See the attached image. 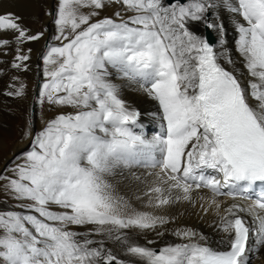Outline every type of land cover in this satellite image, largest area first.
<instances>
[{"label":"snow or ice","instance_id":"snow-or-ice-1","mask_svg":"<svg viewBox=\"0 0 264 264\" xmlns=\"http://www.w3.org/2000/svg\"><path fill=\"white\" fill-rule=\"evenodd\" d=\"M108 5L131 14L94 19ZM221 11L233 15L250 78L234 67ZM19 21L0 14V31L18 45L43 36ZM201 21L216 43L190 30ZM54 23L60 43L43 55L38 102L72 111L48 120L14 176H0L19 202L0 211V264H251L264 247V0H58ZM16 52L12 67L27 70L29 55ZM126 86L158 102L160 132L145 134ZM184 205L215 213L217 247L193 228L169 229ZM169 231L181 242L137 238Z\"/></svg>","mask_w":264,"mask_h":264},{"label":"bare ground","instance_id":"bare-ground-1","mask_svg":"<svg viewBox=\"0 0 264 264\" xmlns=\"http://www.w3.org/2000/svg\"><path fill=\"white\" fill-rule=\"evenodd\" d=\"M35 1V0H34ZM33 1V6H34ZM54 3V9H57L58 7V0H52ZM48 0L46 4V0H36L38 7L43 11V20L40 22L39 30L43 33L44 39L42 44L39 45L40 50L35 53H32L31 55L35 56H29V60L24 62L28 66L29 65H35V63H40L41 60H43V55L47 51V45L50 43L59 44L60 42L54 41L53 37L56 33V25L54 23L55 14L51 13L50 10V2ZM187 2V0L183 1ZM55 11V10H54ZM85 11H89V9H86ZM116 11H121L122 14L125 15V18L127 15H130L131 13H123V9L119 5H108L103 10L100 11V14L98 17H95L94 19H102L106 16H113ZM56 13V12H55ZM207 19L209 22H216L214 15L210 11L206 14ZM220 20L225 24L226 27V33H225V39L227 42V47L229 49L230 55L232 56L233 60L235 61V69L237 70V73H243L245 78L248 77L247 70L244 67V61L243 58L239 56L238 52L236 51L235 47V41L238 39V33L235 30V25L233 24V15L228 13L227 11H221L220 12ZM204 22H192L189 27L190 30L194 31L197 35H201L203 37L204 35ZM34 29V25H29L27 30L28 32L32 33ZM212 30V29H211ZM214 34L217 36V33L212 30ZM5 31H0V38L9 39V36L4 35ZM218 37V36H217ZM11 41V40H10ZM16 53L13 49L12 41L7 46H0V77H3L9 69L12 68V64L15 61ZM42 57V58H41ZM41 58V59H40ZM17 63H20L19 61H15ZM223 63V61H222ZM231 69H233V66L231 65H225ZM36 67V66H35ZM18 72V77L21 79L23 84H29L30 79L32 77L29 76V73L27 70H23V68H15ZM41 72L43 69H40ZM34 79V85L32 88H30V92L28 93L26 99L28 98L27 102L29 104H34L36 106L37 111H34V117L37 119L42 125H44L48 119V117H52L53 119V111L54 108H56L58 105L50 104L47 101H45L43 104L38 102L39 97V90L42 84L45 81L44 74L41 73V75ZM0 82H2V79L0 78ZM114 82H119V78L114 79ZM33 84V83H32ZM122 98H124L129 105L136 108L141 112V119L139 120V125H143V131L146 135L149 137L151 135H154L161 131L160 128V120L158 118L153 119L152 113L159 114V105L158 102L153 100L152 98L148 97L146 94L137 91L135 86H126L122 89ZM41 106L45 108V111L41 109ZM43 111L47 114V117H45ZM72 109L70 107H63L62 112H70ZM27 117H29L27 115ZM46 125V124H45ZM44 125V126H45ZM136 131H140L141 128L138 126ZM26 133V132H25ZM32 133V132H31ZM1 135V132H0ZM23 140L17 142L15 146L11 147L10 156L7 157L5 162L3 163L1 169H0V176H9L11 174V169L14 167L16 163L19 161L17 160V157L21 156L24 152L30 150L31 148V140L34 137L26 136L23 134ZM2 172V173H1ZM4 173V174H3ZM6 182L0 183V193H3L5 190L3 185L6 184ZM203 195H208V193L205 191L202 193ZM14 202H18L14 200ZM19 203V202H18ZM18 205V204H17ZM17 205L15 203L11 204V209H7L4 211H10V210H19L17 208ZM173 213L178 216V220L176 223L169 225V229L175 228V227H190L195 229L197 232L202 233L206 237H208L209 242L211 243L212 247H217V241L221 239L223 236V233H221L216 227H214V222L216 221L215 213L212 211H209L207 214H204L200 212L199 206H197L196 212L194 213L193 210L188 207L187 205L179 206L178 211L173 210ZM183 213V215H180ZM250 219V217H249ZM139 241L141 243H144L146 240H156V244L153 245L155 247H160L163 245V243H178L181 242L177 237L173 236L171 234V231L167 232L164 237L161 239H156L154 234L147 233V234H139L138 237ZM221 249H223V246H219ZM251 264H264V247L260 248V251L258 254L252 258Z\"/></svg>","mask_w":264,"mask_h":264},{"label":"rangeland","instance_id":"rangeland-1","mask_svg":"<svg viewBox=\"0 0 264 264\" xmlns=\"http://www.w3.org/2000/svg\"><path fill=\"white\" fill-rule=\"evenodd\" d=\"M33 1L34 0H0V14L13 13L15 16L20 17L19 23L23 28L27 29L30 24L34 25L33 32H29L30 34L35 35L37 33H42L41 30H39V27L41 25V20L44 19L43 11L38 7L36 0L34 1L33 6ZM47 2L48 0H46V4ZM50 10L51 13L55 14L56 9H54L53 1L50 2ZM85 10L86 9H83V11ZM4 35L9 36L16 54V49L19 47L22 54H27L29 56H35L37 54L40 50L39 45L42 44L44 39V36H42L39 40L25 41L18 45L15 42V35H17V33L5 31ZM56 35L57 34H55V36ZM29 49L31 50L30 52ZM32 53H35V55H31ZM40 69H44L43 60H41L40 63H35V65H29L27 67L29 76L32 77V79H30L29 84H24V94L19 97L15 95H7L8 92H14L21 84H23L18 77L17 70L12 67L3 77H0L2 79V82H0V169L7 157L10 156L11 147L15 146L17 142L23 140V134H25V132L30 130L32 132L30 137H34L35 134L42 130L46 124L42 125L37 119H35L34 111H37L35 103L28 105V98L26 99L30 92V88L34 85L33 77L37 79L41 73L43 74V71L41 72ZM41 109L45 111V108L42 106ZM62 109L63 107L61 106L54 108L53 118L62 112ZM44 111V116L47 117V114ZM27 115L29 117H27ZM50 119H52V117H48L47 121ZM9 176H14V173L11 172ZM2 182H6V180H0V183ZM12 203H15V205L18 204V202H14L12 196L5 190L3 193H0V211L11 209Z\"/></svg>","mask_w":264,"mask_h":264},{"label":"water","instance_id":"water-1","mask_svg":"<svg viewBox=\"0 0 264 264\" xmlns=\"http://www.w3.org/2000/svg\"><path fill=\"white\" fill-rule=\"evenodd\" d=\"M182 2L184 1V0H181Z\"/></svg>","mask_w":264,"mask_h":264}]
</instances>
